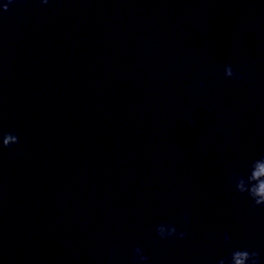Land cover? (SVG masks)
Returning a JSON list of instances; mask_svg holds the SVG:
<instances>
[{"label": "clouds", "instance_id": "9594fccd", "mask_svg": "<svg viewBox=\"0 0 264 264\" xmlns=\"http://www.w3.org/2000/svg\"><path fill=\"white\" fill-rule=\"evenodd\" d=\"M14 3V0H6L0 9L8 11L9 6ZM38 3L43 6L49 4V0H38ZM223 75L225 79H242V75L238 74L231 65L224 67ZM203 88L204 85L201 84ZM189 128L196 126L195 119L187 121ZM191 138V137H190ZM20 143L19 137L12 131L0 132V148H12L14 145ZM20 155L19 152L16 153ZM229 181L234 190L241 196H246L251 202L252 206L264 208V156L251 161L248 166L247 175H241L236 172L231 173ZM184 223H189L188 213L184 214ZM156 240H183L188 233L183 230H178L177 226L171 222L160 223L155 228ZM222 243L225 248L232 245V238L228 232L223 233ZM115 248L112 249L115 254ZM115 256L108 257V264H112ZM130 264H149V257L145 254L144 249L137 245L131 250ZM216 264H261V256L258 251L251 250L244 246L233 247L227 255H224L216 260Z\"/></svg>", "mask_w": 264, "mask_h": 264}]
</instances>
